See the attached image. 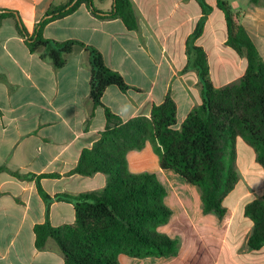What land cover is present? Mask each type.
<instances>
[{"label":"crops","instance_id":"0c3cea01","mask_svg":"<svg viewBox=\"0 0 264 264\" xmlns=\"http://www.w3.org/2000/svg\"><path fill=\"white\" fill-rule=\"evenodd\" d=\"M139 23L127 29L121 19H100L82 4L73 13L54 20L44 36L56 41L77 40L95 47L106 65L131 87L122 92L109 87L103 104L123 121L151 117L152 109L168 94L177 104L180 129L190 112L202 104L203 87L194 59L187 54L188 39L203 22L194 44L204 49L210 79L216 88L239 81L247 59L228 44L227 21L218 0H206L207 16L198 0H130ZM238 24L248 32L264 60V0H225ZM69 0H0V10L16 18L0 20V264H65L58 244L49 239L36 247L35 226L47 221L54 227L76 222L74 205L57 199L104 189L105 174L82 176L72 171L82 152L92 148L106 128L105 110L90 99L89 54L77 50L57 70L32 53L17 29L20 21L32 35L52 5ZM109 12L114 0H95ZM93 114V115H92ZM233 152V153H231ZM238 175L234 188L223 194L227 212L220 219L205 214L201 191L172 170H163L151 143L128 153L132 173H155L167 189L170 222L159 231L180 238L176 257L137 259L119 257L121 264H264V247L253 251L249 239L254 222L246 206L264 198V169L259 151L239 136L234 148L223 153ZM9 171L32 179L18 178ZM38 184L52 198L47 204Z\"/></svg>","mask_w":264,"mask_h":264},{"label":"trees","instance_id":"16d2710c","mask_svg":"<svg viewBox=\"0 0 264 264\" xmlns=\"http://www.w3.org/2000/svg\"><path fill=\"white\" fill-rule=\"evenodd\" d=\"M198 1L207 16L211 7L206 0ZM94 3L95 0H69L61 7L52 5L32 35L17 21L18 32L28 49L39 53L57 70L77 50L89 54L90 99L94 108H104L106 117L100 139L92 148L83 150L72 171L82 176L105 174L106 187L76 196H56L74 205L76 222L60 227L52 226L49 221L36 225L35 244L43 250L47 241L53 239L64 255L65 264H121V255L137 259L176 257L181 248L180 238L159 231L173 215L165 202L167 189L155 173H132L128 153L151 143L161 168L172 170L197 186L204 213L222 219L227 212L223 194L231 191L238 181L231 161L227 162L223 156L227 148L233 149L239 136L245 138L258 149V160L264 169V60L246 29L238 24L239 14L232 13L225 0H218L226 15L227 44L247 59L244 76L221 88L213 85L207 53L194 44L202 32V22L187 43L188 57L194 59L190 66L198 71L203 87L202 104L190 112L180 129H176L177 104L170 94L162 104L153 107L150 118L123 121L102 99L111 86L122 92L131 87L120 73L106 65L100 51L77 40L56 41L44 36L49 23L73 13L82 4L100 19H121L130 31L139 28L130 0H114L109 12L100 11ZM8 17L16 18V13L0 10V20ZM6 170L0 167V172ZM9 172L18 178H33ZM38 187L49 211L52 198L39 184ZM245 215L254 222L249 247L258 251L264 247V198L249 203Z\"/></svg>","mask_w":264,"mask_h":264},{"label":"water","instance_id":"95a60500","mask_svg":"<svg viewBox=\"0 0 264 264\" xmlns=\"http://www.w3.org/2000/svg\"><path fill=\"white\" fill-rule=\"evenodd\" d=\"M74 5V3H72L68 8H70L71 6H73Z\"/></svg>","mask_w":264,"mask_h":264},{"label":"rangeland","instance_id":"374dc122","mask_svg":"<svg viewBox=\"0 0 264 264\" xmlns=\"http://www.w3.org/2000/svg\"><path fill=\"white\" fill-rule=\"evenodd\" d=\"M227 162H229V161H227Z\"/></svg>","mask_w":264,"mask_h":264}]
</instances>
